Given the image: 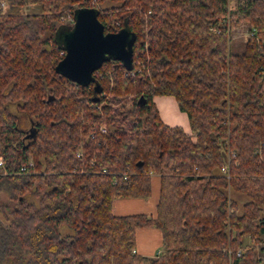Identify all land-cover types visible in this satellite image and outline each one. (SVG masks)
<instances>
[{
    "label": "trees",
    "instance_id": "trees-1",
    "mask_svg": "<svg viewBox=\"0 0 264 264\" xmlns=\"http://www.w3.org/2000/svg\"><path fill=\"white\" fill-rule=\"evenodd\" d=\"M3 1L0 264H264V0ZM78 7L135 34L130 69L109 58L94 70L96 100L55 69L60 17ZM239 24L251 34L233 52ZM160 94L190 132L160 119ZM153 175L154 216L113 213L116 198H148ZM227 188L246 196L240 210ZM148 226L164 245L153 256L135 251Z\"/></svg>",
    "mask_w": 264,
    "mask_h": 264
},
{
    "label": "water",
    "instance_id": "water-1",
    "mask_svg": "<svg viewBox=\"0 0 264 264\" xmlns=\"http://www.w3.org/2000/svg\"><path fill=\"white\" fill-rule=\"evenodd\" d=\"M134 41L135 34L126 27L105 32L94 7H78L74 11L72 27L62 35L64 54L55 69L80 85L92 83L95 92L93 99L96 100V93L101 87L95 82L94 70L109 58L120 61L124 68L130 69L133 64ZM137 102L143 104L145 98L140 95Z\"/></svg>",
    "mask_w": 264,
    "mask_h": 264
},
{
    "label": "crops",
    "instance_id": "crops-1",
    "mask_svg": "<svg viewBox=\"0 0 264 264\" xmlns=\"http://www.w3.org/2000/svg\"><path fill=\"white\" fill-rule=\"evenodd\" d=\"M153 101L157 107L160 119L168 125H178L185 132H190L188 118L185 112L181 111L175 98L172 95H154ZM153 182L155 189L153 190ZM159 180L156 175L151 178V194L148 198L120 197L112 202V211L115 214L147 213L155 215V205L158 199ZM145 238V239H144ZM161 232L156 226L140 227L135 230V251L146 256H153L159 250Z\"/></svg>",
    "mask_w": 264,
    "mask_h": 264
},
{
    "label": "rangeland",
    "instance_id": "rangeland-1",
    "mask_svg": "<svg viewBox=\"0 0 264 264\" xmlns=\"http://www.w3.org/2000/svg\"><path fill=\"white\" fill-rule=\"evenodd\" d=\"M0 1H1V4H0L1 11L5 12L7 10L6 2H4L3 0H0ZM102 5L105 6V5H108V3L105 2ZM36 11H38L37 6L25 5V6L20 7V12H22V13L36 12ZM60 20L67 21V22L60 23L58 25L57 32H56V38L62 42L63 33L65 31L69 30L73 25L72 15L70 13L62 15L60 17ZM247 31H248L247 27L244 24H239L230 30L229 40H230V50L231 51L240 52L243 50L244 42H245V39L247 38V35H248ZM8 108L10 109L11 112L16 113V115L18 116L19 126L28 131V129L31 127V119L26 114H24L22 111L17 109V107L14 104H9ZM154 189H155V183L153 182V190ZM227 189H229V188H227ZM227 191H229V196L231 198H233L234 200H236L238 207H239L238 209L240 210L242 203L247 199L246 196L243 193H238V192H235V191L230 190V189ZM1 201L3 203H5L7 206H10V207L13 206V202L8 200L6 193L5 194L1 193ZM251 243H253V241L250 240L248 237L244 238L243 244L248 245ZM261 243L264 244V237L262 238ZM256 247L258 248L259 246H256ZM163 249H164V245H163L162 241H160L159 246L156 247L154 249V251L155 250L162 251ZM238 253H239V250L237 251V254ZM259 256H260V254H259ZM3 264H5V263H3Z\"/></svg>",
    "mask_w": 264,
    "mask_h": 264
},
{
    "label": "built area",
    "instance_id": "built-area-1",
    "mask_svg": "<svg viewBox=\"0 0 264 264\" xmlns=\"http://www.w3.org/2000/svg\"><path fill=\"white\" fill-rule=\"evenodd\" d=\"M247 34L249 35V34H251V31H247ZM247 35V36H248ZM99 130L101 131V132H104L105 130H106V127L103 125V126H100L99 127ZM230 155H234V153L232 152ZM3 164V159H2V157L0 156V165H2ZM30 164H32L31 162H30ZM21 169H24V167H22ZM226 169H227V165H224V166H222L221 168H220V171H226ZM226 176H228V174L226 175Z\"/></svg>",
    "mask_w": 264,
    "mask_h": 264
},
{
    "label": "flooded vegetation",
    "instance_id": "flooded-vegetation-1",
    "mask_svg": "<svg viewBox=\"0 0 264 264\" xmlns=\"http://www.w3.org/2000/svg\"><path fill=\"white\" fill-rule=\"evenodd\" d=\"M119 30V29H118ZM28 130H30V129H28ZM28 133H29V131H28ZM28 133H26V134H28ZM25 137H27V136H25Z\"/></svg>",
    "mask_w": 264,
    "mask_h": 264
}]
</instances>
